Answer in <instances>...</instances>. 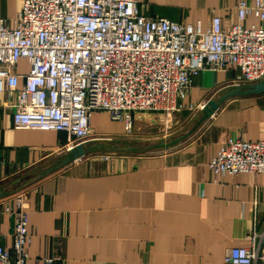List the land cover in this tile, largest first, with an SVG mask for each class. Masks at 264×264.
<instances>
[{"label":"crops","instance_id":"obj_1","mask_svg":"<svg viewBox=\"0 0 264 264\" xmlns=\"http://www.w3.org/2000/svg\"><path fill=\"white\" fill-rule=\"evenodd\" d=\"M138 4L146 16L201 20L204 28L214 16L225 29L238 22L236 0ZM22 6L23 0H0V18L13 22ZM260 23L250 17L244 25ZM21 64L29 66L18 62L20 76L26 73ZM239 73L236 67L201 71L185 103L200 107L218 98ZM13 102V91L0 93V233L11 248L14 216L6 206L26 192L33 233L27 264H45L46 258L52 264H224L233 246L264 250V173L215 174L209 168L230 138L264 139V93L228 99L171 149L90 154L37 180L68 155L72 139L63 131L15 128ZM141 114L135 120L146 117ZM103 115L113 122L107 112L94 111L97 136H128L120 121L115 129L103 126Z\"/></svg>","mask_w":264,"mask_h":264},{"label":"built area","instance_id":"obj_2","mask_svg":"<svg viewBox=\"0 0 264 264\" xmlns=\"http://www.w3.org/2000/svg\"><path fill=\"white\" fill-rule=\"evenodd\" d=\"M236 7L238 22L225 29L220 16L206 28L201 20L149 17L138 0H23L13 22L0 18V93L14 92L15 128L66 132L72 148L100 138L91 126L94 111L122 122L129 135L136 112L192 109L185 100L205 69L238 68L234 85L264 80V0H236ZM250 17L261 23L245 26ZM21 59L29 65L22 76L14 72ZM209 168L264 173V139L230 138ZM6 211L14 216L13 243L7 248L0 233V264H27L33 235L27 193H18ZM259 262L264 250L246 246H233L224 257V264Z\"/></svg>","mask_w":264,"mask_h":264},{"label":"rangeland","instance_id":"obj_3","mask_svg":"<svg viewBox=\"0 0 264 264\" xmlns=\"http://www.w3.org/2000/svg\"><path fill=\"white\" fill-rule=\"evenodd\" d=\"M20 70L27 73L29 71V66L21 64ZM202 112L203 109L196 104H194L192 109L185 108L181 111L173 112L171 115L156 112L143 114V112H140L142 113V116L146 117H138V119L136 118L134 133L132 135L110 139L99 136V139L93 140L90 143L108 142V140H112L115 145H150L165 142L166 140L177 138L178 136L188 132L198 122ZM115 122L116 121H110L105 115H103L101 118V123L103 126L109 129H115L118 126ZM160 150L162 149H154L151 151Z\"/></svg>","mask_w":264,"mask_h":264},{"label":"water","instance_id":"obj_4","mask_svg":"<svg viewBox=\"0 0 264 264\" xmlns=\"http://www.w3.org/2000/svg\"><path fill=\"white\" fill-rule=\"evenodd\" d=\"M264 93V80L247 85H233L229 88H225L218 98L209 99L203 105V112L198 120V122L185 134L174 138L168 142H161L157 144H150V145H115L112 140H108V142H93L90 144H77L73 146L68 155L61 160L58 164L52 166L51 168L47 169L43 173H41L37 178V180L50 172H53L63 166H66L70 163H73L85 156L90 154H95L98 152H112V153H119V152H147L154 149H171L190 135H192L195 130L202 125L212 114H214L220 106L230 98L234 97H242V96H251ZM112 141V142H111Z\"/></svg>","mask_w":264,"mask_h":264},{"label":"trees","instance_id":"obj_5","mask_svg":"<svg viewBox=\"0 0 264 264\" xmlns=\"http://www.w3.org/2000/svg\"><path fill=\"white\" fill-rule=\"evenodd\" d=\"M122 145V144H121Z\"/></svg>","mask_w":264,"mask_h":264}]
</instances>
